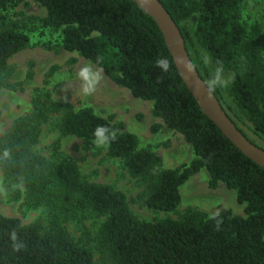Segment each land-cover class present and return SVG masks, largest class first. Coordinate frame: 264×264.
<instances>
[{
    "label": "trees",
    "instance_id": "obj_1",
    "mask_svg": "<svg viewBox=\"0 0 264 264\" xmlns=\"http://www.w3.org/2000/svg\"><path fill=\"white\" fill-rule=\"evenodd\" d=\"M35 1L45 10L37 41L40 46L76 53L133 98L151 102L152 116L181 135L195 158L188 165L162 169L161 158L139 150V139L122 124L98 116L89 106L75 110L68 100H54L44 88L34 92L31 113L17 119L0 139V168L5 177L29 199H42L60 215L89 212L103 218L96 242L108 264H264V170L203 115L154 20L130 0ZM159 2L178 27L199 76L229 119L247 138L222 106L216 79L224 73L232 75L226 92L237 114L264 140V33L261 24L243 16L244 0ZM19 4L20 0H0V95L8 60L31 43L26 33L7 26V11ZM161 57L169 60L167 72L156 67L155 61ZM55 70L46 74L44 86ZM45 125L60 138L80 140L85 151L94 149L98 126L115 131L106 155L120 160L128 176L140 184L139 198L149 210L174 212L181 203L180 188L205 170L208 187L223 184L233 190L244 206L245 217L227 209L213 215L191 209L177 219L140 221L121 192L86 181L78 165L61 156L58 141L52 145L49 159L35 151ZM161 128L154 124L150 130L156 134ZM9 196L16 199L13 192ZM0 264L94 261L92 253L63 229L53 227L43 233L40 222L24 225L0 214Z\"/></svg>",
    "mask_w": 264,
    "mask_h": 264
},
{
    "label": "rangeland",
    "instance_id": "obj_2",
    "mask_svg": "<svg viewBox=\"0 0 264 264\" xmlns=\"http://www.w3.org/2000/svg\"><path fill=\"white\" fill-rule=\"evenodd\" d=\"M241 11L251 23L261 24L264 33L263 1L244 0ZM6 14L7 26L26 33L31 43L10 58L2 71L0 139L17 119L31 113L34 92L46 88L54 100L66 99L75 110L89 106L98 116L112 118L114 124H122L126 132L139 139V150L152 151L161 158L162 169L188 165L195 158L190 145L181 135L169 130L160 119L152 116L151 102L133 98L128 90L116 86L100 68L76 53L55 52L40 46L37 41L43 30L40 20L45 17V10L35 0H20V4L9 9ZM201 53L204 62L212 70L210 60L203 51ZM73 59L76 62L72 64L70 61ZM88 64L99 74V81L95 91L85 96L81 90L78 72ZM54 67L56 68L54 75L48 79V85L44 86L46 74ZM216 80L222 94V106L228 115L251 142L264 150V140L257 138L250 130L249 124L240 119L226 92L232 75L224 73L217 76ZM154 124L162 126L156 134L151 133L150 130ZM57 141L61 156L74 161L86 181L109 185L121 192L127 200L129 209L140 221L177 219L191 209L200 210L208 215H213L220 209H227L235 216L245 217L244 206L237 202L233 190H228L223 184H219L216 189L208 187V175L205 170L191 177L180 188L181 203L174 212L149 210L139 198L143 188L128 176L120 160L107 157L106 148L96 144L94 149L85 151L80 140L73 137L60 138L51 126L45 125L42 127L35 151L49 159L52 145ZM10 192L16 195L15 200H11ZM0 214L17 218L24 225L40 222L43 233L51 231L53 227L63 229L71 240L92 253L94 264H108L99 254L96 242V235L104 221L103 218H98L89 212L60 215L58 211L48 207L42 199H29L22 189L17 188L5 177L1 168Z\"/></svg>",
    "mask_w": 264,
    "mask_h": 264
},
{
    "label": "water",
    "instance_id": "obj_3",
    "mask_svg": "<svg viewBox=\"0 0 264 264\" xmlns=\"http://www.w3.org/2000/svg\"><path fill=\"white\" fill-rule=\"evenodd\" d=\"M154 20L173 62L203 115H205L246 158L264 170V150L252 144L233 124L219 101L199 76L185 49L176 24L159 0H130Z\"/></svg>",
    "mask_w": 264,
    "mask_h": 264
},
{
    "label": "clouds",
    "instance_id": "obj_4",
    "mask_svg": "<svg viewBox=\"0 0 264 264\" xmlns=\"http://www.w3.org/2000/svg\"><path fill=\"white\" fill-rule=\"evenodd\" d=\"M156 67L161 71L167 72L170 63L166 57L158 58L155 61ZM78 79L81 82V90L85 96L95 91L99 81V74L95 72L90 64L83 66L78 72ZM95 143L99 147L107 148L110 141L115 139L116 132L105 126H98L94 132Z\"/></svg>",
    "mask_w": 264,
    "mask_h": 264
}]
</instances>
